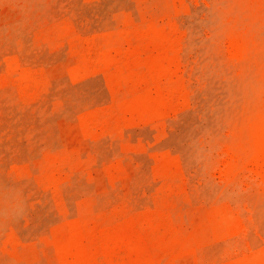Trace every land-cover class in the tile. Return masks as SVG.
<instances>
[{
  "label": "rangeland",
  "instance_id": "rangeland-1",
  "mask_svg": "<svg viewBox=\"0 0 264 264\" xmlns=\"http://www.w3.org/2000/svg\"><path fill=\"white\" fill-rule=\"evenodd\" d=\"M263 3L0 0V264H264V196L218 167Z\"/></svg>",
  "mask_w": 264,
  "mask_h": 264
},
{
  "label": "bare ground",
  "instance_id": "bare-ground-1",
  "mask_svg": "<svg viewBox=\"0 0 264 264\" xmlns=\"http://www.w3.org/2000/svg\"><path fill=\"white\" fill-rule=\"evenodd\" d=\"M150 7L151 5H148L145 10H150ZM167 11L169 8L165 5L162 11L159 10L160 14H165ZM256 44L258 47L251 45L235 48L231 53L232 61L238 64L246 53L252 51L257 53L253 59L260 57L264 64V40ZM261 71L262 73L257 77L254 95L248 101L251 108H248L240 119L246 132L222 152L218 167L220 175L226 180L240 183L247 187V191L253 190L257 195L264 196V66ZM258 101H260L259 105H257ZM217 160L218 157H215V161ZM215 166L217 165L213 164V167Z\"/></svg>",
  "mask_w": 264,
  "mask_h": 264
}]
</instances>
